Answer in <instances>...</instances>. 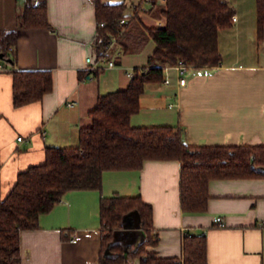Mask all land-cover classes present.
<instances>
[{
    "label": "crops",
    "instance_id": "crops-1",
    "mask_svg": "<svg viewBox=\"0 0 264 264\" xmlns=\"http://www.w3.org/2000/svg\"><path fill=\"white\" fill-rule=\"evenodd\" d=\"M124 1L147 26L165 25L161 0ZM236 20L219 33L223 61L191 68L180 85L174 70L170 83H148L141 108L130 117L133 126L179 125L190 145H264V39H257L256 0H228ZM160 2V3H159ZM25 0H0L1 32L17 27ZM53 29L21 28L13 66L0 61L1 184L5 195L17 173L45 161L47 146H76L80 128L89 126V111L100 94L129 85L137 67L148 66L136 53L119 54L114 65L96 59L97 22L94 0H47ZM118 55L117 60L114 59ZM101 67L95 75L86 58ZM138 59V60H135ZM18 69H51L53 88L42 100L20 108L12 105V73ZM75 101L69 106L68 101ZM21 136L19 140L18 137ZM180 162L145 160L140 169L105 171L100 189H72L40 216L39 225L20 233L22 264H101L100 199L119 194L141 195L153 207L156 246L161 257L180 256L184 232L205 233L209 264H264V177L213 179L204 213H186L179 197ZM217 216L221 222H215ZM117 237L126 250L142 239L137 220H125ZM75 235L71 240L70 236ZM127 244V245H126ZM126 245V246H125ZM109 264H140L138 256Z\"/></svg>",
    "mask_w": 264,
    "mask_h": 264
},
{
    "label": "trees",
    "instance_id": "trees-1",
    "mask_svg": "<svg viewBox=\"0 0 264 264\" xmlns=\"http://www.w3.org/2000/svg\"><path fill=\"white\" fill-rule=\"evenodd\" d=\"M97 22L96 59H113L108 44L119 54L140 52L149 40L155 48L148 66L134 69L129 85L100 94L89 111L91 124L80 128L76 146H47L45 161L20 170L4 195L1 184L0 151V264H22L20 233L38 227L40 216L50 211L72 189H100L105 171L140 169L145 160L176 159L180 162L179 197L186 213H204L210 199L213 179L264 177V145H190L179 125L133 126L130 117L141 108L140 97L148 83L163 82L165 67L185 62L192 68L213 67L223 61L219 33L232 27L234 7L228 0H166L163 26H147L122 1L94 0ZM257 39H264V0H256ZM124 18L125 22L121 23ZM15 28L1 32L0 61L13 66L18 29H53L47 13V0H25ZM105 22V26L101 23ZM118 55L114 57L117 60ZM12 73V105L20 108L42 100L53 88L51 69H18ZM101 67L82 70L97 75ZM101 264L120 262L138 256L140 264H209L205 233L183 236L180 256L161 257L148 246H156L158 233L153 207L141 195L113 194L100 199ZM131 218L138 222L142 239L126 250L117 237L118 229ZM127 245V244H126ZM125 245V246H126Z\"/></svg>",
    "mask_w": 264,
    "mask_h": 264
},
{
    "label": "built area",
    "instance_id": "built-area-1",
    "mask_svg": "<svg viewBox=\"0 0 264 264\" xmlns=\"http://www.w3.org/2000/svg\"><path fill=\"white\" fill-rule=\"evenodd\" d=\"M233 20H236V17H235V16H233ZM124 22H125V19L122 18V19H121V23H124ZM105 25H106L105 22H102V23H101V26H105ZM115 43H116V37H115L114 35H111V40H110V42H109V44H108V49L113 48V46L115 45ZM86 61H87L89 64H91V65H89V66H90V67H89L90 69H94V68H96V66L92 64V63H94V60L92 59L91 56H88V57L86 58ZM97 61H103V62H106L109 66L114 65V61H113V59L107 60L105 57H101V58L98 59ZM191 68H192L191 66H188V65H187L185 62H183V61H179L177 64H174V65H167V66L165 67V78H164L163 82L166 83V84H169V83H170L169 72H170V70H174V71H175V74H176V76H177V81H178V83H179L180 85H184V84H186V81H187V78H186L185 76H186L187 72H188ZM2 69H4V66H3L2 64H0V70H2ZM132 74H133V72H129V75L132 76ZM75 103H76V102L73 101V100L67 102V104H68L69 106H73V105H75ZM18 139L20 140V139H21V136H19ZM214 220H215V222H221V217H220V216H217ZM185 233H187V231H185L184 234H185ZM75 237H76V236L73 234V235L70 236V239H71V240H74Z\"/></svg>",
    "mask_w": 264,
    "mask_h": 264
},
{
    "label": "rangeland",
    "instance_id": "rangeland-1",
    "mask_svg": "<svg viewBox=\"0 0 264 264\" xmlns=\"http://www.w3.org/2000/svg\"><path fill=\"white\" fill-rule=\"evenodd\" d=\"M162 2H166V0H161ZM160 3V2H159ZM155 43L153 40H149L148 43L145 45L144 49L141 51V53L139 55H132L130 54L128 59H133L134 57L135 58H143L145 60V63H146V54L150 51H152L153 47H154ZM138 59H135V60H138ZM191 70V69H190ZM131 72V71H130ZM165 72V70H164ZM188 73V72H187ZM188 80V77H187V74L185 76ZM187 82V81H186Z\"/></svg>",
    "mask_w": 264,
    "mask_h": 264
},
{
    "label": "water",
    "instance_id": "water-1",
    "mask_svg": "<svg viewBox=\"0 0 264 264\" xmlns=\"http://www.w3.org/2000/svg\"><path fill=\"white\" fill-rule=\"evenodd\" d=\"M3 57H4L3 53H0V58H3Z\"/></svg>",
    "mask_w": 264,
    "mask_h": 264
}]
</instances>
